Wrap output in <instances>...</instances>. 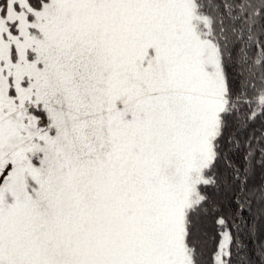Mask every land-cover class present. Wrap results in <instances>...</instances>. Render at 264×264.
I'll return each mask as SVG.
<instances>
[{"label":"snow or ice","instance_id":"obj_1","mask_svg":"<svg viewBox=\"0 0 264 264\" xmlns=\"http://www.w3.org/2000/svg\"><path fill=\"white\" fill-rule=\"evenodd\" d=\"M0 264H264V0H0Z\"/></svg>","mask_w":264,"mask_h":264}]
</instances>
